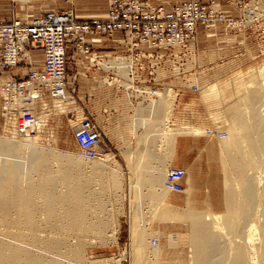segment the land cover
<instances>
[{"label":"bare ground","instance_id":"obj_1","mask_svg":"<svg viewBox=\"0 0 264 264\" xmlns=\"http://www.w3.org/2000/svg\"><path fill=\"white\" fill-rule=\"evenodd\" d=\"M190 85L199 87L198 83ZM228 86L212 84L200 89L205 105L211 109L213 128L184 124L172 128L178 96L172 89L157 90L155 99L148 105L141 104L139 114L144 111L145 115L135 121V130L142 127L145 132L138 141L143 144L142 152L137 161L134 159L136 177L132 185L138 194L134 218L145 217L140 213L143 196L160 201L170 192L163 181L171 169L165 174V162L172 161L179 138L209 136L219 143L224 164V210L216 212L209 203L201 209L195 207L190 196L191 172L186 170L189 187L184 191L188 194L185 209L154 215L159 222L186 224L187 233L177 235L176 241L170 236L167 242L173 247L179 241L191 246L190 264H264V63L247 75L241 73L233 87ZM230 90L234 91L232 96L227 94ZM66 102L71 105L74 98L67 95ZM16 137H0V264H103L88 260L86 252L97 238L112 241L118 237L116 211L112 209L108 217L97 214L108 207H104V193L113 196L111 190L121 187L123 169L109 164L112 155L94 161L82 157L92 161L88 165L57 150H46L38 143L39 132L21 137L28 140ZM159 142L166 150L164 160ZM19 154L27 155L24 164L4 158ZM127 156L131 161L132 154ZM108 170L110 192L103 183ZM93 183L105 190L94 192ZM159 187L162 193L157 196ZM137 222L135 219L130 226L133 263L143 264L149 257L156 261L159 246H150L148 241L154 233ZM225 229L231 235H227L229 241Z\"/></svg>","mask_w":264,"mask_h":264},{"label":"rangeland","instance_id":"obj_2","mask_svg":"<svg viewBox=\"0 0 264 264\" xmlns=\"http://www.w3.org/2000/svg\"><path fill=\"white\" fill-rule=\"evenodd\" d=\"M225 3L227 4V6L218 5L220 7H215V5H213L212 3L211 6L218 11L220 10L224 12L231 18L244 19L246 26L235 27L234 29L227 28L225 24L222 23H219V25L215 26H205L206 29H209L211 31H218L222 28L223 30H226V32H230L232 34H227V39L225 42L221 41L222 38H220V42H206V44L201 49V51H205L204 57L202 59H200V57L195 58L190 56L191 54L188 53V48L191 44H189L186 50L182 51L183 55L180 56L181 58L179 57L177 59L171 57V53H169L168 51H159L160 54L165 55L164 58L159 62V68L157 69L160 80L156 79L158 82V84L156 85L154 84L155 82H149L145 86L150 92L172 89L177 93V102L175 111L173 113V124H170L172 125V128L179 126V124L194 125L202 129L206 127L213 128L212 126H214V121L212 116H210L211 109L207 105H205L206 103L202 99V92L200 93V89L202 91V88L205 89V87L211 86L212 84H219L223 87L229 85L231 88L233 87V83L238 75H240L241 73L247 75V73L253 68H257V66L264 63V0H240L235 4L232 3V1ZM108 8V0H27L26 2H24L23 0H0V22H9L13 19H23L25 21H31L33 18L42 15V13L58 10H73L75 11L78 20L90 21L92 19H105ZM251 19L252 22L253 20L254 22L250 23L249 26V22H251ZM252 28L257 29V35L260 36L256 38L257 45L253 44L250 35H248L247 33ZM235 32L238 33V37L236 36L237 34L233 35ZM259 38H261V40ZM230 40H232V42H230ZM74 52L80 53L76 49L74 50ZM93 52L101 54L94 51V49ZM127 52H107L103 53V55H121L127 54ZM80 54L83 55L82 53ZM68 56L69 59L71 58L67 70L68 78L69 75L73 76L79 70L95 68V66L93 65L94 63L89 59H86L85 55H83V61H81L80 63H78L77 61L74 62L72 60L73 52H70ZM204 61L207 63L208 69L202 70L200 72L198 71L197 74L193 76H188L189 72L187 73V68H190L191 65H193L195 68H200L198 64ZM148 63L149 62L145 60L144 64L148 65ZM179 64H183L184 66L179 67ZM42 65L43 64H39L37 61H35L33 65H29V69H40ZM21 68L23 67H20L19 69L3 71L0 67V85L3 82L11 81L7 78L9 76H12V73L14 72H21ZM157 76L158 75H156V77ZM69 81L71 85L69 94L74 98V79H71ZM196 82L199 85V91H194L192 88H189L192 86L190 84H197ZM225 82L226 84H224ZM230 91H228L227 94L229 96H232L234 94V91ZM123 92L125 94V91ZM151 99H155V97ZM192 108H194V110ZM208 108L210 109V111ZM36 115L39 117L42 126L37 130L40 137L38 141L40 147L46 150H57L58 152H61L63 154L71 155L72 158L76 160H83V162L87 161L84 158L82 159V157H84L83 153L81 152L76 142L75 133L82 117L81 114H78L77 112V104H75V102L71 105L67 104V102H51L50 107L48 106L47 109L38 106L36 109ZM175 121L176 123H174ZM32 135L33 134H31L30 136ZM16 136L17 135L15 134L14 121L4 118L2 107L0 106V137L13 140V138H15ZM18 139L28 140L21 137H18ZM188 139L195 141L199 149V158L194 160L195 162H193L195 173L192 174L193 182L191 184L190 190V196L192 197L193 202L196 204L195 207L197 209L200 207L203 208L205 204L207 205L209 203L210 209L216 212H222L224 210L223 199L225 196L223 184L225 183V180L223 177L224 174H222L224 164H222L221 162L219 143L216 139H212L209 136H190L188 137ZM140 143L142 142L140 141ZM140 143L136 142V144L134 145L131 142L132 145L130 146H136L140 148V146L142 147L143 145H141ZM159 144V148L162 150L161 154H163L162 159L164 160L166 150H163L161 142H159ZM104 151L107 154H110L108 150ZM139 154L141 153L139 152ZM139 154H136L135 156L132 155L131 161L128 160L127 154H119L116 156L110 154L112 155L113 159L109 162V164L111 163L113 166L118 165L123 169V174H121L120 180L121 187L117 188L118 190L116 189L115 191L111 190L113 196L110 193L109 196L107 193H104L107 197L104 195L102 198L106 203L104 204V207L108 206L105 208V212L110 213L113 209L116 211L113 212L119 215V234L117 239H112V241L102 240L100 238L93 240L94 242L88 246L86 258H88V260L94 262L98 261L103 264H134V251L131 244L130 226L135 222V219H137V224L139 223L142 229H146V231L154 233L148 240L150 246L158 245L160 249V255L156 261L155 259L149 257L145 260V262H143V264H190L192 255L191 246H189L186 242H183L184 244L182 242L180 243V241L176 244L175 247L170 246L168 243L170 236H173V241H176L177 235H184L188 232V227L186 226V224L180 222L175 223L170 220L159 222L154 216L155 214H159L160 212L170 214L173 211L185 209L187 205L186 200L188 199L187 193L183 192L174 194L171 192H167L166 194H164V196H162V200L160 199V201H156L153 198L151 199L147 196H143L145 197L143 198L145 201H143L142 204L143 211H140V213L145 215V217L134 218L133 216L134 207L138 202V194L132 183H134L136 177V174L134 172ZM25 156L26 158H24ZM25 156L24 154H19L14 155L13 157L4 156V158L8 157L13 160L16 159L24 164V162H26L27 160V155L25 154ZM106 158L107 155L104 156L105 160ZM87 162L88 165L89 163L90 165L92 164V161ZM165 167L166 174V172L170 169L168 161L165 162ZM171 168L175 167L171 166ZM109 171L110 170L106 171L105 174L107 175H105V179L103 182L106 184L105 187L109 188L108 192H110L109 190L111 189V186L109 185H112V182H110L111 178ZM108 175L109 177H107ZM106 178L108 180H106ZM164 179L165 177L163 178V181ZM93 185L94 186H92L91 189L94 192L101 191L102 189L105 190L104 188L100 187L99 184L93 183ZM188 187L189 185L185 184V189H187ZM114 193L117 194L114 195ZM159 193H162V187L161 189L159 187L156 190L157 196L159 195ZM107 198H109L110 200ZM106 201H108V203ZM176 201L177 203L174 205L173 203ZM107 204H110L111 206ZM113 206H115V208ZM109 208L111 209V211H109ZM105 212L103 214L102 212L98 213L99 215L97 214V216L108 217L109 213L105 214ZM223 232L225 238L228 237L227 235L231 236L230 234H228V231L226 229L223 230ZM227 240L229 241L228 238Z\"/></svg>","mask_w":264,"mask_h":264},{"label":"built area","instance_id":"obj_3","mask_svg":"<svg viewBox=\"0 0 264 264\" xmlns=\"http://www.w3.org/2000/svg\"><path fill=\"white\" fill-rule=\"evenodd\" d=\"M108 7L105 19L81 21L73 10H58L42 13L31 21L0 22L3 71L25 62L30 47L41 49L44 56L40 69L31 68L25 78L0 85L3 116L14 121L18 136L29 137L40 128L41 121L36 115L38 106L47 109L51 102L63 103L67 95L71 97L67 72L70 49H76L93 62L96 69L104 71L109 84L125 91L133 104L148 105L155 91H148L146 78L153 81L158 74L159 62L165 56L159 51H168L174 59L179 58L196 40L198 26L219 23L230 29L246 26L244 19L231 18L200 0H186L170 10L143 0H108ZM253 22L251 19L249 26ZM116 32L125 34L127 54L93 52L92 36L107 37ZM145 60L148 65L144 64ZM192 89L199 91L195 85ZM75 136L84 158L104 159L103 135L92 119L82 118ZM186 176L185 169L171 168L165 177L166 188L174 194L183 193Z\"/></svg>","mask_w":264,"mask_h":264},{"label":"crops","instance_id":"obj_4","mask_svg":"<svg viewBox=\"0 0 264 264\" xmlns=\"http://www.w3.org/2000/svg\"><path fill=\"white\" fill-rule=\"evenodd\" d=\"M151 4L161 5L165 9L170 10L176 4L185 2L186 0H143ZM174 1V2H171ZM206 4L215 5V7L227 6L225 2L232 1V3H238L240 0H200ZM225 1V2H224ZM251 40L254 45H257V39L260 37L257 35V29L252 28L249 32ZM227 34H232L230 32H226L222 28L214 31L206 29V27L198 26L196 33V40L191 43L188 48V53L191 54V57L197 58V56L202 59L204 57V52L201 51L203 46L208 41H221L225 42ZM237 34V35H236ZM233 35L239 36L238 33H234ZM261 40V38H259ZM235 40V39H234ZM233 40V41H234ZM232 42V40H230ZM90 44L92 45L94 51L98 53H109V52H117L123 53L127 52V44L124 33L116 32L112 35H107V37H99L92 36L90 38ZM260 46V45H259ZM73 52L72 60L80 63L83 61L84 56L78 52H74L73 49H70L69 53ZM28 59L25 62H22L19 66L12 69L21 68V72H14L12 76H9L7 79H21L25 78L28 75L27 70L29 71L30 63L33 65L35 61L39 64H43L44 56L41 49L37 48H29L27 52ZM71 59V58H70ZM68 61V65L70 60ZM203 63V65H202ZM199 65L200 68H195L193 65L190 68H187L188 76H193L197 74V72L208 69L207 63L204 61ZM77 64V63H76ZM67 65V70H68ZM78 65V64H77ZM206 68H205V67ZM147 74V73H146ZM145 73L143 75H146ZM158 76L151 81L148 77L146 80L148 82H153L155 85L158 84L156 79H159ZM74 79V102L77 104V112L81 114V117H89L92 119L95 124L98 126L100 132L103 135L104 145L103 151L108 150L110 154L116 155H126L132 154L136 155L139 152H142V147H131V142L135 145L137 140L144 136V128L138 127L139 130H135V121H137V117L142 114L145 115V112H141L139 114V109H141V105L133 104L127 97L126 93L124 94L123 90L116 87L115 85H110L109 81L107 82V75L104 71L98 70L96 68H88L86 70H79L75 75L70 76L69 80ZM160 80V79H159ZM160 82V81H159ZM152 83V84H153ZM190 88V87H189ZM134 111V112H133ZM133 114V115H132ZM143 133H142V132ZM136 132V133H135ZM137 138V139H136ZM197 143L193 140H189L188 138H179L176 144V152L169 166L171 167H179L184 168L185 170H190L191 172V181L193 180L194 171V160L199 158V149L197 147ZM139 150V151H138ZM105 152V151H104ZM105 152L106 155H110ZM186 181V179H185ZM193 182V181H192ZM185 184L188 185L187 181ZM177 203L174 202L175 205Z\"/></svg>","mask_w":264,"mask_h":264}]
</instances>
